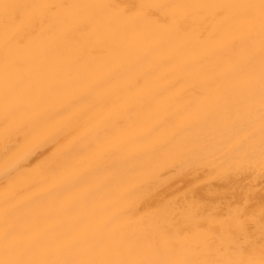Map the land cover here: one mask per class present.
Here are the masks:
<instances>
[{
    "label": "bare ground",
    "instance_id": "6f19581e",
    "mask_svg": "<svg viewBox=\"0 0 264 264\" xmlns=\"http://www.w3.org/2000/svg\"><path fill=\"white\" fill-rule=\"evenodd\" d=\"M74 12L77 18L96 15L93 29L76 33L63 25L22 48H5L0 23V235L7 219L40 248L78 242L72 258H87L86 249L103 232L106 242L121 245L124 258L197 264L238 259L215 228L238 206L251 209L257 221L264 207L258 33L249 69L248 52L240 46L247 35L222 31L211 17H198L192 30L175 33L151 20L125 17L120 9ZM233 41L237 47L230 46ZM6 86L9 103L19 108L7 134ZM242 129L253 135L244 149L237 144ZM53 161L60 166L54 168ZM163 208L169 212L153 215ZM163 223L179 233L178 250H170L164 238L158 249L145 242L158 236ZM253 232L259 240L258 223ZM129 248L136 249L131 257ZM40 254L38 248L35 255Z\"/></svg>",
    "mask_w": 264,
    "mask_h": 264
},
{
    "label": "snow or ice",
    "instance_id": "6c2138e0",
    "mask_svg": "<svg viewBox=\"0 0 264 264\" xmlns=\"http://www.w3.org/2000/svg\"><path fill=\"white\" fill-rule=\"evenodd\" d=\"M115 8L121 10V15L131 19L151 20L161 27L175 33H187L195 27L198 17L204 20L211 17L220 22L222 31L239 29L243 31L248 41L246 47L250 61L255 56V36L259 35V112H260V165L264 170V0H252L241 4H129V5H75L64 3H8L0 0V23L3 26V41L5 48H22L26 40H30L54 28L71 25L72 31L83 33L93 29L97 17L94 14L80 15L77 9H105ZM192 10L182 12L180 10ZM204 36V32H200ZM231 47H237V42H231ZM250 84L252 81H249ZM253 105L246 106V112L253 111ZM19 110L17 105L9 103V90L5 87L4 126L8 133V126L15 113ZM242 136L237 144L244 149L246 143H251L253 135L242 129ZM52 166L59 167V161H53ZM124 210L122 215H128ZM188 211V210H186ZM169 212L168 208L158 209L153 215H163ZM198 215V213H197ZM259 225V240L254 238L253 229ZM198 228L204 225H196ZM191 231V229H189ZM215 231L221 233L238 256V259L223 261H207L204 264H264V207L261 208L257 221L255 213L247 206L241 205L231 210L225 221L219 223ZM179 233L173 234V228L168 223L159 226L158 236H148L145 242L153 249L159 248L160 238H164L170 245V250L176 251L180 247L177 239ZM98 243L86 249L87 258H72L70 253L79 246L78 242L68 241L65 244L49 245L40 248V242L26 236L17 226L5 220V227L0 235V264H197L191 260H140L124 258L121 255V245L106 242L103 232L96 238ZM257 247L259 258L256 257ZM40 249V255L35 251ZM136 249L129 248V257L134 255Z\"/></svg>",
    "mask_w": 264,
    "mask_h": 264
}]
</instances>
